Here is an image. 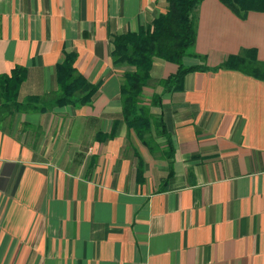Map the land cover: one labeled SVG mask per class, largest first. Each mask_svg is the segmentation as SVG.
Instances as JSON below:
<instances>
[{"label":"crops","instance_id":"1","mask_svg":"<svg viewBox=\"0 0 264 264\" xmlns=\"http://www.w3.org/2000/svg\"><path fill=\"white\" fill-rule=\"evenodd\" d=\"M166 0H0V74L25 69L18 101L58 90L74 67L97 93L80 107L0 114V264H264V79L212 68L254 50L264 12L240 18L219 0L198 9L182 88L150 106L176 70L153 60L142 102L154 152L123 121L112 36L137 32ZM202 61V62H201ZM1 105V100H0ZM5 117V118H4Z\"/></svg>","mask_w":264,"mask_h":264},{"label":"trees","instance_id":"2","mask_svg":"<svg viewBox=\"0 0 264 264\" xmlns=\"http://www.w3.org/2000/svg\"><path fill=\"white\" fill-rule=\"evenodd\" d=\"M201 1L203 0H166L165 12L155 17L151 24L141 27L137 32L125 31L112 36L113 65L133 68L123 72L120 88L123 121L152 152L156 148L151 137L152 129L157 131V136L166 138L170 153L172 149L161 117L151 115L149 107L142 102L152 63L159 59L177 67L173 73L159 80L160 92L151 96L150 106H159L163 94L181 90L186 73L207 69L204 62L194 65H185L183 62L185 57L202 61L205 59L194 50ZM219 1L240 18L247 16L250 11L264 12V0ZM75 57V53H64L63 61L57 65V91L43 97H28L22 102L18 101V93L25 78V69L16 67L9 73L0 74V114L4 112L6 117L14 113L47 112L57 107L86 105L97 93L100 84H89L77 72L74 67ZM219 68L238 69L264 79V62L256 58L252 49L228 57L212 70Z\"/></svg>","mask_w":264,"mask_h":264},{"label":"rangeland","instance_id":"3","mask_svg":"<svg viewBox=\"0 0 264 264\" xmlns=\"http://www.w3.org/2000/svg\"><path fill=\"white\" fill-rule=\"evenodd\" d=\"M184 61L186 64L190 63V59H188V58H185Z\"/></svg>","mask_w":264,"mask_h":264}]
</instances>
